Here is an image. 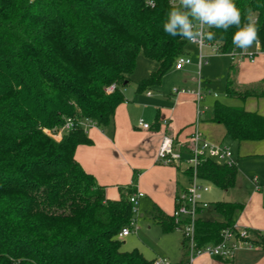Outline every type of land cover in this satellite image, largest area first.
I'll use <instances>...</instances> for the list:
<instances>
[{
    "label": "trees",
    "instance_id": "obj_1",
    "mask_svg": "<svg viewBox=\"0 0 264 264\" xmlns=\"http://www.w3.org/2000/svg\"><path fill=\"white\" fill-rule=\"evenodd\" d=\"M235 3L242 14L248 8L256 14L263 44L264 0ZM169 10L167 0L154 7L145 0H0V264H152L137 250L121 249L139 173L110 199L75 151L93 143L84 122L103 129L114 122L141 51L156 67L139 90L158 85L187 54V41L163 31ZM212 31L222 51L234 46L236 28ZM225 85L228 95L244 100L264 97V80L240 84L229 72ZM68 119L71 127L56 138ZM212 120L238 142L264 140V115L257 111L216 101ZM198 173L226 190L238 169L236 162L207 158ZM213 207L220 218L196 221L199 246L220 242L244 204L218 200ZM155 216L175 228L173 214L157 209Z\"/></svg>",
    "mask_w": 264,
    "mask_h": 264
},
{
    "label": "rangeland",
    "instance_id": "obj_2",
    "mask_svg": "<svg viewBox=\"0 0 264 264\" xmlns=\"http://www.w3.org/2000/svg\"><path fill=\"white\" fill-rule=\"evenodd\" d=\"M185 51L191 59L189 64L184 65L181 69H177L174 64L163 75L158 85H150L139 90L138 84L150 75L156 64L155 61L146 58L141 51L137 56L136 68L131 75V81L123 88L125 101L119 105L114 122L105 129L96 126L97 129L94 128V130L105 132L111 140L117 133L118 142L123 145L127 141H133V134L122 132L126 127L137 132L138 135L135 140L139 137L138 141H141L139 134L142 130L136 128V122L142 119L144 122L153 125L157 117L160 116L159 121L163 123L161 116L166 114L168 119L170 118V120L167 119L170 122V127L176 129L180 135V140H182V137L186 138L188 134L190 137L194 131L198 130L208 143L212 145L224 144L232 150L238 169L237 179L235 184L227 190L209 183L216 199H248L254 196L251 208L261 203L264 209V146L257 152L254 151L255 147H239L232 139L224 138L225 126L212 120L216 101L246 108L250 106L251 100H244L226 93V77L229 71L236 70L238 80L242 84L248 85L264 80V43L258 47L253 46L248 50L249 52H257L254 62H251L248 57H243L236 63V60L231 58L229 51L213 54L209 47H204V54H208L210 57H208L207 62L200 65L198 59L199 49L195 44L187 42ZM236 65L239 69H236ZM174 88L184 89L185 93L173 92ZM192 90H199L203 93V99L198 105L197 101H193L189 95ZM148 91H151L152 94L148 95ZM178 98L180 99L178 100ZM172 106H174L173 110ZM198 106L199 110L205 111V114L198 117L199 119H197ZM61 131L62 129L59 130V132ZM59 132L55 135L56 138L61 137ZM222 139L223 143L221 142ZM106 154L107 150L104 149L98 155L100 168L107 171L110 169L111 164V170L116 166V170H113L114 173L108 179L107 186L105 185L106 194L110 199L111 195L112 197L115 196L114 199H118L120 196L119 187L132 182L134 171L132 168L125 166V162L121 159L119 165H117V161H110L108 157V159L103 157ZM182 165L185 166L184 163ZM135 169L137 172L142 171L141 167ZM255 178L263 187L260 193L261 197L255 194L257 193L254 183ZM150 181V177L147 176L146 183ZM139 202L138 211L134 214L130 226V235L123 239L121 249L125 251L137 250L147 261H152L155 258H168L175 264L180 261L186 264L187 252L184 245H182L184 239L183 229L175 227L168 230L161 219L155 216L157 206L166 214H170L172 211L170 209L172 208L170 205L171 200L164 195L162 200L164 203L160 204L153 194L147 193ZM209 212L211 218H220V215L214 210L213 203H210ZM254 219H256L255 214ZM261 230H264V228ZM249 248L251 247L241 244L235 249L234 256L241 250ZM204 256L207 255L198 257L193 264H197Z\"/></svg>",
    "mask_w": 264,
    "mask_h": 264
},
{
    "label": "crops",
    "instance_id": "obj_3",
    "mask_svg": "<svg viewBox=\"0 0 264 264\" xmlns=\"http://www.w3.org/2000/svg\"><path fill=\"white\" fill-rule=\"evenodd\" d=\"M155 67L156 64L154 68ZM237 68L238 66L236 65V69ZM230 73L235 75L237 82L240 83V81L238 80V74H236V70L231 71ZM181 93L184 94L185 92H181ZM147 94L151 95L152 93L151 91H148ZM179 94L178 97L180 96ZM189 95L192 97L193 101H196L195 94L190 93ZM179 99L180 98H178V100ZM248 99L251 100L250 106L248 108L246 107L245 108L250 111H257L264 115V97H249L246 100ZM173 109L174 106H172V110ZM197 111H198V107H197ZM123 112L125 111L123 110ZM204 112L202 114H205ZM159 117L160 116L157 117L158 120ZM198 117L199 116L197 113V119H199ZM161 119H163V123L158 121L159 124H157L156 127H153L151 125L152 127H150L149 129L143 128L139 124L140 120L136 122V128L142 130L139 134L141 136L140 137L141 141H138L139 137H137L136 138L137 140H135V137L138 135L137 132L131 131L129 127H126L125 130H123L122 132L133 134V139H132L133 141L132 140H131L132 142L127 141L126 144L123 145L119 144L117 133L114 135L113 140H111L105 132L94 130V128L95 129L97 128L95 125H92L88 128L87 134L92 139L93 143L78 145L75 151V158L79 161V163L87 172L92 173L95 176L96 180L101 185H106L108 183L109 177L114 173L113 170H116V166L113 170H111L112 167L111 163H110L111 164L110 169H108L107 171H103L100 168V163H99L100 160L98 155H100L104 149L107 150V154L104 155L103 157L105 158L108 157L110 161H114V160L117 161V165H119V161L121 159V161L125 162L124 165L130 167V169L132 168L134 172L136 171L135 169L136 167H141L142 171L138 172L139 176L137 182V190L144 193V196H142L141 198L145 197L147 193H151L154 195L156 201L162 204L164 203L162 202V200L164 199V195H166L168 199L171 200L170 205L172 208L170 209H172V211L170 212L169 215H172L176 207L175 198L177 194L189 184V174H186L184 171V169H186V166L164 165L158 162L157 152L162 137L165 134H169L177 138V140L181 142H186L189 139V134L186 137L187 139L185 137H182L181 138L182 140H180V135L176 131V129L174 130L170 127L171 126L170 122H168L170 118L168 119L167 115L163 114L161 116ZM224 138H230L226 135V131L224 134ZM232 140L239 147H248V148L255 147L256 148L254 150L255 152L260 151V149H262L261 147L264 146V140H258V141L248 140L241 142H238L234 139ZM221 142L222 143L224 142L223 139ZM147 176L150 177L151 179L149 183H146ZM254 183L257 192L255 194L258 197L259 196L261 197L262 195L260 193L263 187L259 183V181L256 180V178L254 180ZM112 198L114 199L115 196L112 197L111 195V199ZM253 198L254 196H251L248 199L238 198V199H231L224 201L241 202L244 204V208L236 216V222L240 226L247 227L248 229H250L252 234V239L255 243L254 246H252L249 249L241 250L236 256H233L230 259L204 256L198 261L197 264H264V246L262 245L264 239L260 237L259 234L256 233V232L264 231L261 230L262 228H264V209L260 203L252 207L253 208L252 210L251 204L253 202ZM204 199L209 201L210 203L216 202L218 200H223L220 198L219 199L215 198L212 187L208 192L204 194ZM157 207L159 210H162L159 206ZM254 214L256 215V219H254ZM210 215L211 213L209 212V207L204 209V211L201 214V216L206 218L209 217L211 218ZM127 236H124L123 239ZM176 264H183V262L180 261L177 262Z\"/></svg>",
    "mask_w": 264,
    "mask_h": 264
},
{
    "label": "built area",
    "instance_id": "obj_4",
    "mask_svg": "<svg viewBox=\"0 0 264 264\" xmlns=\"http://www.w3.org/2000/svg\"><path fill=\"white\" fill-rule=\"evenodd\" d=\"M167 1L169 3V0ZM196 46L199 49L198 59L200 65L207 62L208 57H210V55L204 54V47H209L213 54H220L224 52L222 51L219 43L212 41L205 40L203 44ZM227 51H229L231 58L236 60V63H238L243 57H248L250 61L254 62L257 55V52L252 51L242 53L234 46ZM190 62L191 59L187 56V54L180 55L176 60L175 66L177 69H181L184 65L189 64ZM113 89L114 85H111L107 88V91L111 92ZM174 92L181 93L185 91L184 89L179 90L174 88ZM191 93L195 94L197 104H199L203 99V93L199 90H192ZM203 112L204 110H199L198 106V116H200ZM83 124L85 132H87L88 128L93 125L89 120ZM139 124L145 129H149L151 127L150 124L144 122L142 119H140ZM71 125L72 121L71 119H68L65 126L62 128V131L64 129H69ZM62 131L59 132L60 136ZM186 142L187 143L175 140V137L165 134L162 137L157 152L158 162L178 166L184 163L186 168L190 171L189 184L177 194L175 198L176 207L173 212L175 227H180L184 231V248L187 252L186 264H193L195 260L202 255L230 259L234 256L235 249L241 244L249 247L254 246L250 229L240 226L237 222H235L232 227L225 228L222 231V239L220 242L216 244L208 243L199 246L197 245L195 238V225L204 209L210 206V202L204 199V194L210 190L211 186L209 185V182L203 181L199 177L198 165L200 161L208 158L227 165H233L236 162L234 160V154L227 145H212L208 143L198 130L194 131ZM142 196H144V193L139 190L130 196V201L135 213L138 211L139 201ZM130 231L131 229L126 226L121 230L120 236H127L130 234ZM256 233L264 239V231ZM152 264L175 263L171 262L168 258H155Z\"/></svg>",
    "mask_w": 264,
    "mask_h": 264
},
{
    "label": "clouds",
    "instance_id": "obj_5",
    "mask_svg": "<svg viewBox=\"0 0 264 264\" xmlns=\"http://www.w3.org/2000/svg\"><path fill=\"white\" fill-rule=\"evenodd\" d=\"M145 2L148 6H155V0ZM169 4L170 10L162 28L171 37L200 45L205 40L216 39L212 29L227 32L234 27L232 44L236 49L244 53L260 45L256 14L251 8L242 14L235 0H169Z\"/></svg>",
    "mask_w": 264,
    "mask_h": 264
}]
</instances>
